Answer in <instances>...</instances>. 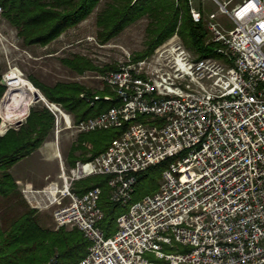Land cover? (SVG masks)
Wrapping results in <instances>:
<instances>
[{
	"label": "built area",
	"instance_id": "built-area-1",
	"mask_svg": "<svg viewBox=\"0 0 264 264\" xmlns=\"http://www.w3.org/2000/svg\"><path fill=\"white\" fill-rule=\"evenodd\" d=\"M201 1L232 22L223 27L215 11L189 0L220 57H200L175 33L150 55L128 52L99 76L114 96L81 94L90 104L116 99L108 110L76 123L43 100L55 115L57 146L65 128L87 133L128 123L93 159L69 165L58 152L56 179L21 185L31 208L52 213L56 229L83 232L90 244L77 264H264V0L231 8L232 0ZM2 120L0 135L8 130ZM168 159L158 190L133 201L137 173ZM98 175L108 176L110 199L126 207L110 236L99 225L102 188L74 190Z\"/></svg>",
	"mask_w": 264,
	"mask_h": 264
},
{
	"label": "trees",
	"instance_id": "trees-1",
	"mask_svg": "<svg viewBox=\"0 0 264 264\" xmlns=\"http://www.w3.org/2000/svg\"><path fill=\"white\" fill-rule=\"evenodd\" d=\"M102 0H0L2 16L16 30L25 45L46 46L67 30L86 20ZM149 19L146 28V47L134 55L135 59L150 55L154 49L178 33L184 43L200 57H220L216 51L219 44L209 40V31L204 21L194 22L187 0H108L97 13L98 37L105 43L119 35L126 27L140 19ZM64 63L79 73L90 69L106 73L116 69L114 65L101 68L83 57L64 59ZM3 66L0 62V102L8 86L3 82ZM47 100L60 105L74 116L76 123L98 115L117 104L116 99H104L90 104L85 97L114 92L108 86L104 90H92L78 82H57L47 85L29 78ZM8 92V91H7ZM138 119H141L140 116ZM1 124V118H0ZM55 126L54 113L42 102L30 107L29 114L17 127H10L0 135V196L6 201L8 211L0 213V264H77L88 252L90 242L76 227H46L39 221L38 211L24 199L11 169L22 159L37 151L46 141ZM122 127L80 133L77 143L71 147L68 157L91 160L119 138L127 129ZM80 151L79 154H76ZM171 159L151 165L138 172L133 201L158 190L163 171ZM100 186L102 194L99 206L104 217L99 225L106 236L117 230V217L126 207L113 202L109 197L108 176L98 175L76 182L74 190L83 194L88 189Z\"/></svg>",
	"mask_w": 264,
	"mask_h": 264
},
{
	"label": "rangeland",
	"instance_id": "rangeland-1",
	"mask_svg": "<svg viewBox=\"0 0 264 264\" xmlns=\"http://www.w3.org/2000/svg\"><path fill=\"white\" fill-rule=\"evenodd\" d=\"M107 1L102 0L86 20L81 22L77 27L67 30L59 38L46 46L25 45L23 40L18 36L17 30L2 16V10H0V62L4 70L3 82L9 88L4 78L6 74H9L11 71H16L14 69L18 68L21 76L28 81L32 77L47 85H54L57 82H78L94 91L104 90L107 85L99 77L103 74L102 72L87 69L79 73L67 66L63 60L72 59L74 56H77L87 59L91 64L99 68L107 64L114 65L117 68L119 61L124 59L126 53L129 52L134 57L136 53L141 52L146 47L145 42L148 38L146 28L149 23V19L144 17L126 27L119 35L108 42H101L98 37L96 16ZM187 1L190 7L189 0ZM237 3L238 0H232L229 7L231 8ZM193 4L205 13L215 11L217 13V20L223 27H232L231 20L227 15L219 12L218 5L214 2L193 0ZM179 37L184 43L180 35ZM185 46L187 45L185 44ZM7 97L8 92L2 98L0 108L3 107L4 100ZM33 98L34 93L31 91L24 107L19 112H10V115L2 111L0 112L4 121H6L7 128L12 126L17 127L25 121L30 107L39 102L34 101ZM40 102L46 106L43 100H40ZM70 115L74 119V116L72 114ZM2 118L1 122H3ZM19 120H22L20 124L18 123ZM3 126L4 124H2ZM53 132L54 129L47 137V141L37 151L12 167V175L16 178L17 183H21H18L19 189L23 181L31 183L33 186L41 187L50 180L58 177L59 160L55 148V146L57 147V143ZM79 134L75 128H65L59 134L58 146L60 153L69 165L72 163L68 155L73 144L77 143V136ZM79 153L80 151L76 154ZM6 211L7 215L13 212L10 209L8 211L6 201L0 196V213ZM38 214L39 221L42 225L56 228L50 211L40 210Z\"/></svg>",
	"mask_w": 264,
	"mask_h": 264
},
{
	"label": "bare ground",
	"instance_id": "bare-ground-1",
	"mask_svg": "<svg viewBox=\"0 0 264 264\" xmlns=\"http://www.w3.org/2000/svg\"><path fill=\"white\" fill-rule=\"evenodd\" d=\"M6 74L5 79L9 85L8 97L4 100L0 112L10 115V112H19L24 107L30 92L34 94L38 89L27 79L21 76L18 68ZM40 93V92H39ZM1 115V114H0Z\"/></svg>",
	"mask_w": 264,
	"mask_h": 264
},
{
	"label": "water",
	"instance_id": "water-1",
	"mask_svg": "<svg viewBox=\"0 0 264 264\" xmlns=\"http://www.w3.org/2000/svg\"><path fill=\"white\" fill-rule=\"evenodd\" d=\"M9 89V88H8ZM7 89V91H8ZM7 91L5 93V95L7 94ZM40 91L38 90V92L36 91V93L34 94V98L33 100L34 101H40V100H44L45 96L43 94H41V92L39 93ZM22 122V120H19L18 123L20 124Z\"/></svg>",
	"mask_w": 264,
	"mask_h": 264
},
{
	"label": "crops",
	"instance_id": "crops-1",
	"mask_svg": "<svg viewBox=\"0 0 264 264\" xmlns=\"http://www.w3.org/2000/svg\"><path fill=\"white\" fill-rule=\"evenodd\" d=\"M29 81H30V80H29ZM30 82H31V81H30ZM31 83H32V82H31ZM32 84H33V83H32ZM39 91H40V90H39ZM40 92H41V91H40ZM41 94H42V93H41ZM53 133H54V132H53ZM46 141H47V140H46ZM46 141H45V142H46ZM45 142H44V143H45ZM52 143H53V142H52ZM54 144H55V142H54ZM55 148H56V150H57V154H58V152H60L59 146H57V147L55 146ZM57 156H58V155H57ZM23 183H25V184H27V185H32L31 183L24 182V181H23ZM46 185H47V184H45V185H43V186H41V187H44V186H46ZM35 187H37V186H35Z\"/></svg>",
	"mask_w": 264,
	"mask_h": 264
}]
</instances>
